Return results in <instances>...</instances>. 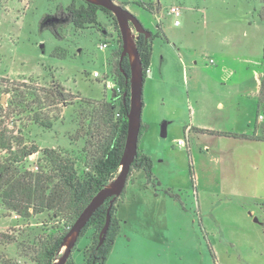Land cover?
Wrapping results in <instances>:
<instances>
[{"label":"rangeland","instance_id":"rangeland-1","mask_svg":"<svg viewBox=\"0 0 264 264\" xmlns=\"http://www.w3.org/2000/svg\"><path fill=\"white\" fill-rule=\"evenodd\" d=\"M114 1L158 36L142 87L146 129L137 149L152 159L153 175L129 172L115 202L121 228L106 264H264V141L241 136L264 122L261 110L255 114L264 0ZM140 1L157 2L158 12ZM69 2L0 0V163L31 172L32 182L36 174L50 177L33 199L41 211L31 207L29 216L0 197V264H45L39 255L73 222L56 213L65 190L43 150L70 159L83 179L103 139L95 109L114 95L105 79L116 83L118 28L104 12L98 26L69 23L60 38L41 28ZM170 4L180 6L178 26L165 14ZM93 231L79 237L71 264H85Z\"/></svg>","mask_w":264,"mask_h":264},{"label":"trees","instance_id":"trees-1","mask_svg":"<svg viewBox=\"0 0 264 264\" xmlns=\"http://www.w3.org/2000/svg\"><path fill=\"white\" fill-rule=\"evenodd\" d=\"M139 4L143 9L148 10L153 14L157 13L159 10V4L157 2L152 4L140 1ZM99 12L107 14L111 13L101 6L94 5L84 0L79 4H77L75 0H70L64 9H60L58 13L46 17L42 22L41 28L48 29L56 38H60V28L69 23L77 28H84L89 25L98 26ZM115 24H117L116 20ZM116 27L118 28L117 25ZM117 32L119 45L116 51L117 66L115 68L116 80H114L121 89L119 94H115L110 98V101L101 102L97 109H95V119L97 121L95 133H97L98 136L103 137V139H99L96 148L91 152L92 160L85 178L80 179L77 176L74 164L70 159L62 157L54 149L45 148L43 150L46 157L55 165L56 176L65 190V195L60 201L56 213H63L65 216L71 217V221L75 220L96 191L110 181L119 169V160L123 151L127 130L129 82L126 80L125 75L129 76V60L127 56H123L122 59L119 58L121 53V39L119 30ZM155 33H150L147 38L143 34H138L135 40L142 64L143 80H145L146 77V69L150 65L153 39L158 36L155 35ZM59 94L61 96L63 95V93ZM1 100L2 98H0V101ZM115 100H117V105ZM116 107H118L117 113H115ZM259 110H261L264 115V77L261 80L259 94L256 99L255 114H257ZM115 114H117V117H115ZM47 124L48 126L50 125V123ZM103 127L107 129V134L103 133ZM145 129L146 126L141 123L139 136L145 131ZM253 130L257 131V133L255 132L249 135L243 134L241 136L246 139L264 141V122L259 126H256L255 121ZM5 144V137L0 135V147L5 146ZM28 151H30V149L23 151V155H26V152ZM152 165L153 162L150 156L138 151L131 163L129 172L132 168L141 169L144 172L146 179L150 180L153 175ZM32 176L33 174L29 171L20 174L16 169H11L9 165L0 163V197L8 209L24 217L30 215L31 207L33 212L41 211L40 209H35L33 199L38 196L39 192L42 190L44 181L50 178L42 175V173L36 174L35 179L32 182ZM123 191L124 189L121 194ZM165 193L172 198L177 197L176 194L171 193L169 190H166ZM118 197H116L111 204H109L110 198H107L103 204L96 208L79 233L80 237L85 233L89 226H94V231L91 235V244L83 251L85 264H106L115 238L121 228L120 221L115 216V202ZM107 210L110 214L109 225L102 243L98 244L99 231L104 224ZM66 232L67 231L54 238L50 245L45 248L42 255H39L40 257H38L40 261L45 262V264H51L53 262L56 258L55 253L58 250V247L61 248V241ZM79 237L77 241L79 240ZM65 264H71L70 256Z\"/></svg>","mask_w":264,"mask_h":264},{"label":"water","instance_id":"water-1","mask_svg":"<svg viewBox=\"0 0 264 264\" xmlns=\"http://www.w3.org/2000/svg\"><path fill=\"white\" fill-rule=\"evenodd\" d=\"M94 5L101 6L110 11L118 26L121 39L120 59L127 56L129 60V76L126 80L129 82V104L127 111V130L122 154L119 160V169L116 175L104 184L91 197L89 202L83 207L81 212L75 218L66 234L61 241L63 247L60 255L51 264H65L73 246L75 245L81 229L89 220L92 213L107 198H110L111 204L118 197L126 185V180L131 163L137 154L138 137L141 125V111L143 106L142 87H143V72L140 56L136 47L135 40L138 34H143L146 38L150 35V30L145 28L141 21L130 12L126 7L116 3L114 0H84ZM162 135H165V122L161 125ZM109 208V207H108ZM110 220V214L107 210L106 217L102 228L99 231L98 244L102 243L107 231Z\"/></svg>","mask_w":264,"mask_h":264},{"label":"built area","instance_id":"built-area-1","mask_svg":"<svg viewBox=\"0 0 264 264\" xmlns=\"http://www.w3.org/2000/svg\"><path fill=\"white\" fill-rule=\"evenodd\" d=\"M165 14H166V15H169V16H171V17L173 18V22H172L173 25L177 26V25L180 23V21H179V19H178L179 15L181 14L180 6L175 5V4H170V5H168ZM159 15H160V16H159L160 19H163L162 17H164V14H163L162 12H159ZM105 47H107V44H106L105 42H103V43H101V44L99 45V49H103V48H105ZM148 71H149V67L146 69V72H148ZM92 76H93V77H97V76H98V72H97V71H93ZM105 85H106L108 88H113L112 91H113L114 95L120 93V86H119L117 83H112V84L110 85L109 80H106V79H105ZM259 117H261V115H260ZM178 143L181 144V141L179 140Z\"/></svg>","mask_w":264,"mask_h":264},{"label":"crops","instance_id":"crops-1","mask_svg":"<svg viewBox=\"0 0 264 264\" xmlns=\"http://www.w3.org/2000/svg\"><path fill=\"white\" fill-rule=\"evenodd\" d=\"M178 25H180V23H179ZM178 25H177V26H178ZM150 64H151V60H150ZM149 66H150V65H149ZM149 71H150V70H149ZM149 71H148V72H149ZM145 78H146V77H145ZM144 81H145V80H144ZM117 237H118V236H117ZM116 239H117V238H116ZM116 239H115V241H116Z\"/></svg>","mask_w":264,"mask_h":264}]
</instances>
